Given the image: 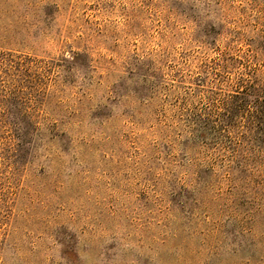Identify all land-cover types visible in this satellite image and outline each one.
<instances>
[{
  "label": "rangeland",
  "instance_id": "374dc122",
  "mask_svg": "<svg viewBox=\"0 0 264 264\" xmlns=\"http://www.w3.org/2000/svg\"><path fill=\"white\" fill-rule=\"evenodd\" d=\"M0 264H264V0H0Z\"/></svg>",
  "mask_w": 264,
  "mask_h": 264
},
{
  "label": "trees",
  "instance_id": "16d2710c",
  "mask_svg": "<svg viewBox=\"0 0 264 264\" xmlns=\"http://www.w3.org/2000/svg\"><path fill=\"white\" fill-rule=\"evenodd\" d=\"M217 65L219 66V67H216V69L214 70V71H218L219 69H221V68H223V69H227L228 68V64H225V63H221V62H218L217 63ZM205 73H206V76H209L210 75V73H212V68L210 67V68H208V70L206 69L205 70ZM257 73H256V71H254V75L253 76H255ZM252 76V75H251ZM241 78L240 79H238V81H236V84H238V85H240L241 83H240V81H241V79H242V77L243 76H240ZM258 77V76H257ZM243 80V79H242ZM239 88H240V86H238ZM226 104H230L228 107H227V109H226V111H228V113L230 114V115H228V116H225V114H223L222 112H220L219 113V119L217 120V119H215L218 123L217 124H219V125H224V129H226V128H228V127H231L232 125H233V122H232V118H233V112L235 113V112H238V110H237V108L235 107V106H237V105H235L234 107H231V104H232V102H227ZM233 106V105H232ZM231 114H233V115H231ZM237 115V114H236ZM201 120H203L201 117H196V118H194V119H192V124L190 125L191 127H198V128H193L190 132H192L194 135H197V134H200V132H201V134H203V133H205L203 130H204V128H205V126H203L202 127V121ZM209 120V119H208ZM207 120V121H208ZM211 122H213V121H211ZM256 125H253V128L251 127L250 129H251V131H250V133H252L253 132V130H254V127H255ZM203 129V130H202Z\"/></svg>",
  "mask_w": 264,
  "mask_h": 264
}]
</instances>
